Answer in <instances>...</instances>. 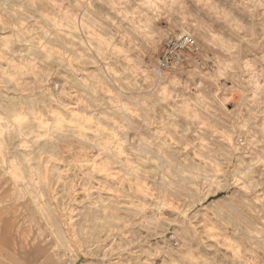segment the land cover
<instances>
[{
	"label": "rangeland",
	"instance_id": "rangeland-1",
	"mask_svg": "<svg viewBox=\"0 0 264 264\" xmlns=\"http://www.w3.org/2000/svg\"><path fill=\"white\" fill-rule=\"evenodd\" d=\"M0 264H264V0H0Z\"/></svg>",
	"mask_w": 264,
	"mask_h": 264
},
{
	"label": "built area",
	"instance_id": "built-area-1",
	"mask_svg": "<svg viewBox=\"0 0 264 264\" xmlns=\"http://www.w3.org/2000/svg\"><path fill=\"white\" fill-rule=\"evenodd\" d=\"M166 44H168L170 48L165 51L164 55L160 59V66H167L170 63L169 60L171 59L173 53L175 55V64H177L178 61L181 59L178 52L192 51L196 47V39L190 32H181L180 34L170 39ZM239 97L240 94H238L237 90H235V92H229L223 100V107H226L228 109H234L241 102V98L239 99Z\"/></svg>",
	"mask_w": 264,
	"mask_h": 264
},
{
	"label": "bare ground",
	"instance_id": "bare-ground-1",
	"mask_svg": "<svg viewBox=\"0 0 264 264\" xmlns=\"http://www.w3.org/2000/svg\"><path fill=\"white\" fill-rule=\"evenodd\" d=\"M163 7V6H162ZM167 7V6H166ZM164 8V7H163ZM160 11V9H156V10H153L152 11V13L153 14H155V15H157V14H159L158 12ZM239 99H240V97H239ZM241 99H242V97H241ZM226 108V107H225ZM226 109H228V108H226ZM228 110H233V109H228Z\"/></svg>",
	"mask_w": 264,
	"mask_h": 264
}]
</instances>
